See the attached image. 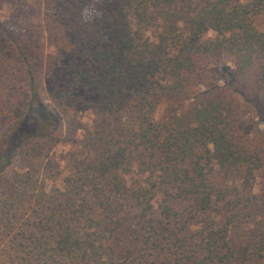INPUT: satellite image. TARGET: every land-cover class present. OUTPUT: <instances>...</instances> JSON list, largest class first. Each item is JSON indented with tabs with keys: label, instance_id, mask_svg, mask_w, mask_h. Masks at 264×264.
Instances as JSON below:
<instances>
[{
	"label": "trees",
	"instance_id": "trees-1",
	"mask_svg": "<svg viewBox=\"0 0 264 264\" xmlns=\"http://www.w3.org/2000/svg\"><path fill=\"white\" fill-rule=\"evenodd\" d=\"M9 1L43 14L58 42L51 96L91 91L126 123L99 136L64 193L13 184L0 264L263 261L264 0H109L92 18L93 0ZM24 43L0 23V174L54 133L44 117L29 123L41 80ZM15 61L30 80L22 118L9 104ZM245 106L258 122L243 120Z\"/></svg>",
	"mask_w": 264,
	"mask_h": 264
},
{
	"label": "rangeland",
	"instance_id": "rangeland-1",
	"mask_svg": "<svg viewBox=\"0 0 264 264\" xmlns=\"http://www.w3.org/2000/svg\"><path fill=\"white\" fill-rule=\"evenodd\" d=\"M107 1L109 0H93L86 11L87 18L98 13V6ZM0 23L18 39L24 40L26 48L31 52L36 72L40 73L41 87L38 86L41 92V108L29 119L30 125L44 117L54 130L49 137L29 145L30 148L34 146L35 150L26 149L14 160L13 166L0 174L1 208L2 201L8 197L13 184L19 180L33 182L37 192L43 190L56 195L64 193L67 179L76 173L79 161L87 157L99 136L110 128H120L121 124L126 123V118L123 114L118 117L103 115L97 106L98 97L91 91L78 93L74 100L55 99L51 96L48 76L53 72L52 59L57 54L58 42L50 39L42 27L43 14L20 8L9 0H0ZM257 26L264 29V16L257 18ZM214 36L215 33L211 32L207 37ZM223 62L225 67H234L233 59L229 56ZM22 67L15 61L11 63L8 73L18 88L9 95L10 111L15 118L27 116L31 99L30 80ZM243 113L245 122L250 119V122H258L248 106H245ZM56 115L60 117L58 126L54 124ZM259 130L262 132L264 126L259 125ZM255 192H260L259 182ZM21 207L31 209L28 203ZM253 227L254 225L248 228ZM11 236L10 229L5 228L0 221V258L7 257L9 250L6 247ZM256 264H264V260Z\"/></svg>",
	"mask_w": 264,
	"mask_h": 264
}]
</instances>
